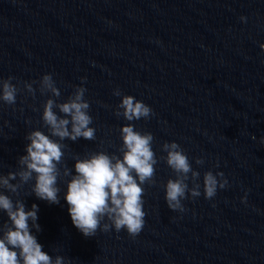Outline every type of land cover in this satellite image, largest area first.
I'll return each instance as SVG.
<instances>
[{
	"label": "water",
	"instance_id": "water-1",
	"mask_svg": "<svg viewBox=\"0 0 264 264\" xmlns=\"http://www.w3.org/2000/svg\"><path fill=\"white\" fill-rule=\"evenodd\" d=\"M261 43L264 0H0V79L13 77L19 89L14 105L0 102V175L19 170L28 133L49 134L41 119L48 98L63 103L83 85L96 129L92 140L60 141L59 204L37 199L32 181L10 194L26 207L38 205L41 230L33 232L42 250L70 264H264ZM46 73L58 97L40 91ZM33 81L29 93L24 84ZM115 89L149 105V118L125 120ZM129 123L154 137L145 224L136 236L98 228L85 237L63 199L71 178L64 169L74 173L76 159L96 152L122 157L120 128ZM172 141L201 182L209 170L228 180L211 199L201 187L199 197L182 202L184 212L164 199V184L176 177L163 149ZM195 182L189 179V187ZM6 220L0 211V226Z\"/></svg>",
	"mask_w": 264,
	"mask_h": 264
},
{
	"label": "clouds",
	"instance_id": "clouds-1",
	"mask_svg": "<svg viewBox=\"0 0 264 264\" xmlns=\"http://www.w3.org/2000/svg\"><path fill=\"white\" fill-rule=\"evenodd\" d=\"M246 19L245 16L240 17L242 22ZM260 48L264 50V43ZM13 79L11 76L0 79V102L7 105H14L19 93ZM36 83L25 82L24 88L34 93L33 84ZM38 85L41 92L47 91L56 97L60 95L51 73L43 74ZM85 92L86 88L79 85L63 103L56 104L48 98L43 104L41 119L48 126L49 134L38 129L28 133L26 139L29 143L25 145V154L19 157V170L0 175V211L7 216L0 226V264H70L64 256L53 257L42 250L44 246L33 232V229L35 232L41 230L38 205L33 203L30 208L26 207L23 200H13L10 194H18L22 185L32 181L31 193L37 199L59 204L61 189L58 180L61 173L58 165L64 155V145L60 141L65 138L72 141L95 138L96 129L90 126L92 116L88 112L90 104L84 99ZM113 94L121 97L118 108L123 109L125 120L147 119L152 114L151 107L142 100L132 95H121L119 89H115ZM54 107L64 115H58ZM120 134L122 157L96 152L76 159L74 173L64 169L63 175L71 178L66 183L63 199L73 226L85 237L95 236L98 228L105 232L123 229L136 236L145 224L143 184L155 173L154 137L151 132L136 131L131 123L122 125ZM163 149L167 154L166 164L176 173L174 179L169 178L164 184V199L170 210L184 212L186 209L182 202L199 197L201 187L205 199H211L218 188L224 189L228 185L223 172L211 170L204 172L201 182L200 173L192 169L187 154L177 142H166ZM201 162L197 160V163ZM189 179L198 182L189 187ZM244 200L246 195L242 197Z\"/></svg>",
	"mask_w": 264,
	"mask_h": 264
}]
</instances>
